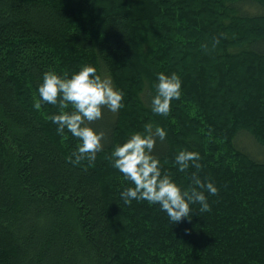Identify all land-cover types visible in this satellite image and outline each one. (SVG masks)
<instances>
[{
	"label": "trees",
	"instance_id": "16d2710c",
	"mask_svg": "<svg viewBox=\"0 0 264 264\" xmlns=\"http://www.w3.org/2000/svg\"><path fill=\"white\" fill-rule=\"evenodd\" d=\"M84 65L124 106L90 123L102 150L75 163L58 107L33 97L44 72ZM160 72L182 81L167 117L151 112ZM147 123L167 132L162 173L217 187L209 211L172 224L159 205L124 204L132 184L109 157ZM181 150L200 168L178 171ZM0 264H264V0H0Z\"/></svg>",
	"mask_w": 264,
	"mask_h": 264
},
{
	"label": "clouds",
	"instance_id": "9594fccd",
	"mask_svg": "<svg viewBox=\"0 0 264 264\" xmlns=\"http://www.w3.org/2000/svg\"><path fill=\"white\" fill-rule=\"evenodd\" d=\"M216 43L219 41L215 40ZM156 76L151 112L156 116L167 117L172 101L181 98L182 81L175 72H160ZM33 100L36 110H40L43 103L58 107V113L49 117L51 123L57 126V134L63 138L67 130L79 141L71 158L75 163L82 160L91 163L96 153L102 150L104 133L90 127V123L102 118L104 108L114 113L121 109L124 106V92L113 86L111 78L97 75L94 66L84 65L71 76L67 72H44ZM166 135L164 128L157 126L153 129V125L147 123L143 132H135L122 144L115 145L109 160L124 180L132 184L120 192L124 204H131L135 200L159 205L169 221L178 224L182 218H189L193 214L191 206L194 204L200 205L201 212L209 211L205 193L214 196L218 189L213 182L202 181L195 173L191 177L195 187L189 188H182L166 172L162 173L160 160L153 155V149L157 138L163 141ZM199 160L200 155L195 151L181 150L175 157L180 172L188 169L190 163L199 169Z\"/></svg>",
	"mask_w": 264,
	"mask_h": 264
},
{
	"label": "rangeland",
	"instance_id": "374dc122",
	"mask_svg": "<svg viewBox=\"0 0 264 264\" xmlns=\"http://www.w3.org/2000/svg\"><path fill=\"white\" fill-rule=\"evenodd\" d=\"M257 10V9H255ZM254 9L252 11V13L256 14ZM105 78V77H104ZM101 122H104L103 120ZM249 134L243 132L241 133L238 138L236 139L235 141V145L236 146H239L240 145V148L241 149H244L246 151H249V153L253 156L252 152L250 151L251 148H254L255 149V144L253 143V140H250L249 137L247 136ZM250 149V150H249ZM254 153H256V150L254 151ZM255 155V154H254Z\"/></svg>",
	"mask_w": 264,
	"mask_h": 264
}]
</instances>
